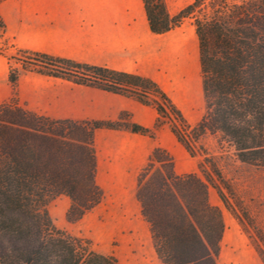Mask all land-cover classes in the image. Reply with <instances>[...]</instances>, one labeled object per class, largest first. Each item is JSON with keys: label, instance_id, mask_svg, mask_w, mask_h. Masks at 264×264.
Listing matches in <instances>:
<instances>
[{"label": "trees", "instance_id": "obj_1", "mask_svg": "<svg viewBox=\"0 0 264 264\" xmlns=\"http://www.w3.org/2000/svg\"><path fill=\"white\" fill-rule=\"evenodd\" d=\"M4 0H0V3ZM150 30L162 34L192 18L199 48L204 110L191 123L151 78L17 48L9 67L12 96L0 104V264H117L94 250L90 239L57 227L48 204L70 203L68 223L79 222L103 199L96 181L94 131L124 128L154 136L133 122L53 119L17 102L22 72L59 77L132 97L157 111L155 128L168 125L198 172L179 174L168 151L154 147L136 176L135 197L149 224L160 264H218L224 231L222 212L209 200L216 190L236 215L238 200L215 156L204 144L212 136L245 163L264 166V0H192L171 15L165 0H143ZM5 24L0 16V39ZM252 245L264 264V233Z\"/></svg>", "mask_w": 264, "mask_h": 264}, {"label": "crops", "instance_id": "obj_2", "mask_svg": "<svg viewBox=\"0 0 264 264\" xmlns=\"http://www.w3.org/2000/svg\"><path fill=\"white\" fill-rule=\"evenodd\" d=\"M0 16L14 47L147 76L184 115L181 104L201 92L198 41L190 49L178 31L153 33L143 0H4ZM3 59L0 104L12 96ZM17 97L19 105L53 119L133 122L154 129L153 137L124 128L94 131L100 184L136 182L154 147L168 149L177 142L168 125L155 128L154 107L118 93L27 72L18 79ZM57 212L63 213L61 205Z\"/></svg>", "mask_w": 264, "mask_h": 264}, {"label": "rangeland", "instance_id": "obj_3", "mask_svg": "<svg viewBox=\"0 0 264 264\" xmlns=\"http://www.w3.org/2000/svg\"><path fill=\"white\" fill-rule=\"evenodd\" d=\"M165 2L168 12L175 15L192 0ZM156 4L157 0H150L151 6ZM172 30L185 36L190 49L197 44L192 18H184ZM16 50L6 35L0 39V56L4 57V62H8V68L10 65H17L11 59V56L16 55ZM23 73L27 72L20 75ZM199 77L201 84L200 72ZM181 107L189 122L198 121L204 110L202 89L188 103H182ZM202 143L215 156L219 169L233 188L239 204L238 207L230 200L236 212V215L232 214L224 206L216 190L209 188V200L220 208L224 220L218 264H262L252 245V238H256V229L264 233V166L238 160L231 148L226 144L220 147L212 136H206ZM166 150L173 159L177 173L198 172L200 156L191 157L178 142ZM98 184L104 193L102 201L75 224L68 223L65 219L69 198L61 195L52 200L48 204V211L54 224L90 239L94 250L112 255L117 264H160L152 245L149 224L141 216L140 205L135 197L136 182L129 185ZM59 205L63 208L61 214L57 212Z\"/></svg>", "mask_w": 264, "mask_h": 264}]
</instances>
